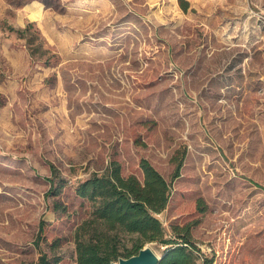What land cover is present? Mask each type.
I'll return each instance as SVG.
<instances>
[{
  "label": "rangeland",
  "instance_id": "374dc122",
  "mask_svg": "<svg viewBox=\"0 0 264 264\" xmlns=\"http://www.w3.org/2000/svg\"><path fill=\"white\" fill-rule=\"evenodd\" d=\"M187 1L0 0V264H78L77 184L143 159L169 237L264 264V0Z\"/></svg>",
  "mask_w": 264,
  "mask_h": 264
},
{
  "label": "trees",
  "instance_id": "16d2710c",
  "mask_svg": "<svg viewBox=\"0 0 264 264\" xmlns=\"http://www.w3.org/2000/svg\"><path fill=\"white\" fill-rule=\"evenodd\" d=\"M180 5L188 10L189 2L180 0ZM140 166L142 179L135 174L123 175L120 162L112 160L103 172H94L77 184L76 193L93 203L91 216L76 231L77 263L111 264L119 257L137 254L147 243L157 242L166 246L159 264H211L212 260L201 256L190 226L179 231L175 228L177 238L167 235L157 215L167 208L171 182L149 160L143 159ZM178 175L179 167L175 176ZM261 223L264 222L259 220L250 229ZM45 226L46 222L41 221L38 245L45 239ZM53 263L46 254L37 262Z\"/></svg>",
  "mask_w": 264,
  "mask_h": 264
},
{
  "label": "water",
  "instance_id": "95a60500",
  "mask_svg": "<svg viewBox=\"0 0 264 264\" xmlns=\"http://www.w3.org/2000/svg\"><path fill=\"white\" fill-rule=\"evenodd\" d=\"M163 254L158 253L150 243H147L137 254L130 257H119L111 264H159Z\"/></svg>",
  "mask_w": 264,
  "mask_h": 264
}]
</instances>
